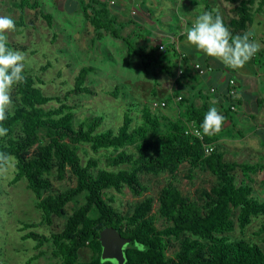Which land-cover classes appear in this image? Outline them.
Here are the masks:
<instances>
[{
	"label": "trees",
	"instance_id": "1",
	"mask_svg": "<svg viewBox=\"0 0 264 264\" xmlns=\"http://www.w3.org/2000/svg\"><path fill=\"white\" fill-rule=\"evenodd\" d=\"M39 1L19 0L14 4L20 11L18 19L0 23V43L4 46V54L0 57V167L10 158L14 159L15 174L10 183L25 179L38 200L36 205L42 220L47 223L53 215L62 217L64 208L76 202V196L82 197V203L72 209L60 232L47 237L28 231L21 239L33 241L36 250L50 243L52 254L60 264H115L100 258L98 240L101 230L112 227L122 237L130 239L123 249L124 264H264V253L257 244L243 239L235 241L227 235L234 230L231 219L234 210H237L236 223L240 232H244L253 219L264 216V202L253 195L249 181L237 183L235 175L238 169L248 179L262 169L261 166L226 161L216 146L206 155L203 144H214L221 134L206 131L212 121V109L205 102L196 107L191 98H180L177 107L181 111L179 120L154 113L144 104L139 107V123L133 124L131 107L128 106L116 131H97L103 122L101 115L76 124L74 107L63 100L69 94H90L84 85L90 68L82 67L78 71L73 88L63 100L59 96H46L36 86L34 78L17 65L12 46L2 40L1 31L7 26H24V9L38 10ZM225 1L238 3L235 9L237 18L225 24L214 17L221 27L231 28L230 35L239 34L237 31L245 30L251 23L249 7L255 0ZM77 6L95 30L96 40L106 32L113 39L122 41L128 55L136 54L144 68L152 66L174 77L176 91L193 90L194 84H200L197 74L180 69L175 76L171 67L166 65L170 54L177 55L173 47L165 46L164 50L158 51L154 46L147 51L144 48L136 51L131 38L120 35L126 23L117 21L105 3L89 0L83 5L80 0ZM258 7L264 17V0H259ZM40 16L51 25L50 14L40 11ZM134 37L141 38L140 34H134ZM229 40L230 36L221 39L220 43H229ZM251 52H255V47L251 46ZM253 59L254 63H259L256 56ZM8 88L16 93L10 114L4 112L3 102V94ZM197 90L196 95H201L198 87ZM52 101L58 105L45 108ZM223 111L225 115L231 113L229 108ZM225 115L219 117L218 125H221V119L228 118ZM190 122L202 132V141L185 134ZM80 145H87L94 154L101 150L114 153L106 157V163L116 170L99 168L95 158H88L82 165L76 155ZM31 148L36 150L37 156L25 159L23 155ZM182 163L206 168L214 176V184L208 190L197 191V197L191 198L168 183L157 198L156 214L151 215L150 201H145L131 213L122 214L107 203L112 202L113 197L104 198L105 191L111 189L116 193L126 187L133 193L145 190L139 181L140 174L174 173ZM124 165L128 168H121ZM67 169L75 177L76 186L64 193L53 191L51 175L55 172L56 179L63 180ZM157 218L165 220L167 225L157 229ZM22 227L31 229L35 225L23 222ZM259 232L264 233V222L260 224ZM171 238L179 243L177 250L169 255ZM83 248L92 252L88 261H79V250ZM41 254L39 251L27 262Z\"/></svg>",
	"mask_w": 264,
	"mask_h": 264
},
{
	"label": "rangeland",
	"instance_id": "2",
	"mask_svg": "<svg viewBox=\"0 0 264 264\" xmlns=\"http://www.w3.org/2000/svg\"><path fill=\"white\" fill-rule=\"evenodd\" d=\"M19 0H0V23L7 19L17 20L20 11L14 6ZM79 1V0H78ZM86 5L89 0H81ZM38 10L24 9V26H7L2 31V40L12 46V54L15 57L17 65L22 72L31 75L36 86L40 88L46 96H59L64 99L67 92L73 88L74 79L82 67L90 68L85 79V87L90 94H69L66 96V104L74 107V122L88 120L95 115H101L103 122L97 131L104 129H116L122 122V116L128 106L131 107L130 115L133 118V124L139 123V107L148 105L154 113L179 120L178 118V97L182 99L191 98L192 101L200 99L201 103L207 101L209 91L203 86L200 87L203 94L200 98H193L196 94L193 90L176 91L174 77L160 72L159 69L149 66L144 68L140 58L136 54L128 55L124 43L113 39L108 33L103 32L100 40L95 39V30L84 19L77 3H69L64 0H40ZM175 2L168 0L167 5L174 8ZM211 10L217 15V18L227 24L230 20L236 19V7L238 3H228L225 0H211ZM259 0L249 7L251 23L243 31H237L239 34L230 35V27H221L214 22L208 15L197 18L198 24L196 37L199 41L197 45L191 43L188 47L189 60L203 63L206 60L211 64H221L227 67H238L247 75L264 73V17L258 8ZM113 6V5H111ZM202 6H205L203 3ZM130 9L137 15L143 14V7L136 2ZM40 11L50 14L52 17L51 25L41 18ZM199 10L198 13L205 11ZM89 14L91 10H88ZM113 12V11H111ZM153 15L152 11L145 14ZM175 14L172 19L178 22ZM156 16H159L157 14ZM119 22H124L118 18ZM157 24V31L153 22ZM189 18V23H191ZM200 21V22H199ZM161 18L151 17L143 21L144 28L131 27L128 24L126 28L120 31L123 37L128 36L136 49L144 48L146 51L154 48L157 44L168 47L166 44L169 39L162 34L168 32L176 37L179 30L176 27L166 28L162 24ZM194 31L191 27L187 30ZM154 31V32H153ZM140 34L141 38L134 37V34ZM157 33V34H156ZM161 34V36L159 35ZM230 36L229 43L218 44L219 38L225 39ZM185 36L180 42V47L184 45ZM162 40V41H161ZM217 45V46H216ZM251 46L255 47L256 61L254 63ZM172 47V45H171ZM174 47V45H173ZM4 54V46L0 43V57ZM176 56L169 55L166 65L171 67L175 76L179 74L178 53ZM201 79V78H200ZM204 79V78H203ZM264 85V77L260 78ZM241 90L249 93L250 90L245 87V80L242 78ZM16 93L13 89H7L3 94L4 112L10 114L13 110ZM193 101V102H194ZM165 106L161 107L160 104ZM196 104L198 101L195 102ZM55 101L48 103L45 108L57 106ZM195 105V104H194ZM197 106V105H195ZM226 109V107H225ZM215 110V109H214ZM227 110V109H226ZM215 115V112H212ZM212 124V123H211ZM214 126V125H213ZM238 131L246 133V126L239 125ZM2 142H0V146ZM218 151L224 155V159L230 162L247 163L252 162L261 165L257 173L249 176L248 179L242 176L237 169L235 171L237 183L241 180H247L254 186V196L264 202V192L262 185L259 184L260 178L264 177V146L258 149H244L242 147L239 154H236V143L230 141H221L212 144ZM128 149L133 151V148ZM260 154V155H258ZM76 155L82 165L88 158H95L98 161L99 168L116 170L107 166L106 157L114 155L111 151H99L97 154L91 152L87 145L77 147ZM37 152L34 148L25 152V159L36 157ZM14 159L10 158L8 162L0 167V264H60L58 258L52 254L53 247L50 243L44 244L39 250L34 249V242L31 240H22L21 236L28 231H34L49 237L53 233L62 230L67 216L75 206L82 203V197L76 196V202L66 205L62 217L51 216L50 223L42 220L41 212L37 208L35 194L27 187L25 179L11 184V179L15 174ZM128 168V166H121ZM53 191L64 193L76 186V179L69 169L66 170L64 179L57 180L55 172L50 177ZM139 181L145 190L133 193L129 188H124L121 193L107 190L105 199L113 197L112 202H108L114 211L126 214L131 213L135 208L140 207L145 201H150V215L156 214L158 206L157 198L168 183H172L184 195L191 198L197 197V191L201 189L208 190L215 182L214 176L204 167H191L188 163H182L176 172L164 171L159 174H140ZM237 210H234L231 219L234 222V230L227 233L232 240L243 239L247 242L257 244L264 253V233L259 232L260 224L264 222V216H260L251 221L250 225L240 232L236 223ZM32 223L35 225L31 229H23L22 223ZM156 228L160 229L167 225L165 220L157 218ZM178 240L169 239L168 254L171 255L178 248ZM42 254L37 259L27 262L28 259L38 252ZM92 252L88 248L79 250V261H88Z\"/></svg>",
	"mask_w": 264,
	"mask_h": 264
},
{
	"label": "crops",
	"instance_id": "3",
	"mask_svg": "<svg viewBox=\"0 0 264 264\" xmlns=\"http://www.w3.org/2000/svg\"><path fill=\"white\" fill-rule=\"evenodd\" d=\"M64 1L69 3L78 2V0ZM95 1L105 3L110 14L115 16L117 20L118 18H122L123 20H125L124 22L126 23V25L124 26V28H126L128 24H131L132 28H144L145 26L143 25V21L148 20L150 17L152 19L161 18V24L166 28L170 29L176 27L179 30L178 37L169 32L167 35H162L169 39V42L165 43L171 44L172 47L174 45L173 48L176 50V53H178V68H182L183 66L184 71H188L192 75L195 74L193 70V65L195 63L209 65L213 68V71L211 73L205 76V78L203 77L204 79L201 78V82L199 84L200 87L204 86L207 89V92L209 91L210 95H207V97H205L208 98L205 103L209 106L210 109H212V112H215V115L212 114V124L210 123L209 126L205 128L206 131L208 133L217 131L221 134V137L219 136V139L216 142L221 140L236 143V154H239V151H241L242 147L244 149L247 148L252 150V148H254L260 150L261 147L264 146V85H262L263 82L260 81V78L264 77V73H256L257 69L253 68L255 75H247L242 71H239V68L235 66H233V68H229L226 65L208 63L206 60H204L203 63H200L199 61L189 60L190 57L187 51V49H189L188 47L191 45V43L197 45V42L199 41L198 37H196L198 24L195 22V20L197 18L200 19L203 15H208L214 22L221 26L215 18L217 17V15L211 10V5H209L211 0H172L173 2H175L174 8H172L170 4L167 5L168 0ZM136 2H138L139 5H142V10L144 11L143 14L137 15L134 11H132V9H130L131 5H134ZM203 3L205 4V6H202ZM199 10H203L205 12L203 14H199ZM149 11H152L154 14L146 16L145 14L149 13ZM157 14H159V16L161 15V17L156 16ZM173 14H175L174 16H176L178 20V22L176 23H174L175 21L172 19ZM189 18L192 20L191 23H189ZM152 23L155 28L154 31L156 32L157 24L154 23V21ZM189 27H191V29L194 28V31L189 32L190 29L187 30ZM159 35L161 36V34ZM184 36L185 43L181 48L179 44ZM220 40L221 38L218 39L217 45L221 44ZM185 44L188 47H185ZM183 59H185V61H183ZM229 77H233L236 81L238 100L236 111H231V113L225 115L223 113V109H225V107L226 109H228L229 106L227 100L224 97V92L226 89V80ZM242 78L245 80V87L250 90L249 93L245 90V88L244 91L241 90L240 80ZM196 86L197 85L194 84L193 91H195L197 94L198 90ZM211 88H214L215 92L211 93ZM196 94L193 98H200ZM201 94H203L202 90ZM196 101H198L197 104L195 103ZM193 103L197 105L196 107H199L202 104L200 99H195ZM177 111L181 112L178 108ZM224 115L228 118L224 120L221 119V125H218L220 123L219 117L221 116L222 118V116ZM239 125L246 126V129L244 130L246 132L245 134L238 131V129L241 130L239 128ZM251 165L261 166L253 162L251 163ZM259 184L262 185L263 189L261 190L264 192V177L260 178ZM251 186L253 187L254 195L255 189L253 184H251Z\"/></svg>",
	"mask_w": 264,
	"mask_h": 264
},
{
	"label": "built area",
	"instance_id": "4",
	"mask_svg": "<svg viewBox=\"0 0 264 264\" xmlns=\"http://www.w3.org/2000/svg\"><path fill=\"white\" fill-rule=\"evenodd\" d=\"M156 47H157L158 51L164 50V45H162V44H157ZM193 70H194L195 74H197L200 78H203V77L207 76L209 73H211L213 71V68L209 65H202L199 63H195L193 65ZM210 92L211 93L215 92V89L211 88ZM224 97L228 102L229 109L231 111H236L238 92H237L236 81L233 77H229L226 80V89L224 92ZM177 100H180V97H178ZM160 106L164 107L165 104L162 102L160 104ZM184 132H185V134L191 135V136L199 139L200 141H202V139H203L202 132L194 125L193 122H190L186 126V129ZM203 147H204V152L206 155L210 154V152L213 149L212 144H203Z\"/></svg>",
	"mask_w": 264,
	"mask_h": 264
},
{
	"label": "water",
	"instance_id": "5",
	"mask_svg": "<svg viewBox=\"0 0 264 264\" xmlns=\"http://www.w3.org/2000/svg\"><path fill=\"white\" fill-rule=\"evenodd\" d=\"M98 240L101 246L100 258L114 261L115 264H124V247L130 243L129 238L122 237L118 231L112 227H106L100 231Z\"/></svg>",
	"mask_w": 264,
	"mask_h": 264
}]
</instances>
